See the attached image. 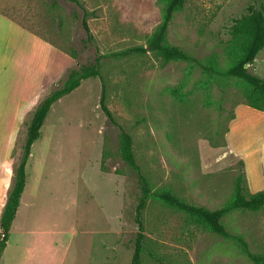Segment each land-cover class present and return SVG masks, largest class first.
<instances>
[{
	"label": "rangeland",
	"instance_id": "rangeland-1",
	"mask_svg": "<svg viewBox=\"0 0 264 264\" xmlns=\"http://www.w3.org/2000/svg\"><path fill=\"white\" fill-rule=\"evenodd\" d=\"M80 1L88 11L90 42L81 25L83 11L74 3L0 0V14L41 38L40 43L19 29L0 38V59L16 63L5 68L9 76L18 87L25 81L37 88L38 104L71 66L100 56L101 75L84 79L47 113L25 164L26 192L37 199L11 224L0 264H129L139 189L118 154L120 128L131 135L136 161L153 190L168 189L214 209L233 196L235 177L243 173L224 137L233 107L245 100L242 82L205 75L184 60L164 62L151 50L109 55L147 47L167 0ZM249 5L264 6V0H184L165 41L226 67L238 51L230 26ZM50 58L62 71L36 84L38 68ZM249 70L264 77V47ZM102 83L113 122L98 106ZM29 118L14 137L13 168ZM141 222L142 264H155L148 251L168 264H252L235 243L156 198L148 200ZM222 222L251 249L264 252V208L234 209Z\"/></svg>",
	"mask_w": 264,
	"mask_h": 264
},
{
	"label": "trees",
	"instance_id": "trees-1",
	"mask_svg": "<svg viewBox=\"0 0 264 264\" xmlns=\"http://www.w3.org/2000/svg\"><path fill=\"white\" fill-rule=\"evenodd\" d=\"M65 1L74 3L82 9L81 25L86 35L85 40L90 42L92 34L86 20L88 11L80 0ZM183 2L184 0H167L158 26L146 41L147 47L134 45L120 51L111 52L109 55L116 57L126 56L151 50L164 62L170 60L187 61L191 65L198 67L205 75L242 82L245 88L243 94L245 98L244 103L250 107L264 111V78L249 70V65L253 62L257 52L264 47V6L255 7L249 5L246 13L233 20L230 26V33L235 46L237 45L238 47L237 55L232 63L226 67H221L214 57L204 62L180 47L168 44L165 41V33L169 22ZM69 55L72 58L75 57L74 54ZM90 77L101 78L100 56H95L94 60L88 63L69 67L61 83L46 94L34 108L26 125V135L21 145L16 165H14L12 182L0 215V257L6 246L9 230L19 205V198L25 186V164L30 154L31 145L39 136L40 127L52 104L63 95L78 87L83 79ZM98 106L101 112L113 122L114 117L105 101L104 83L101 84ZM117 149L121 160L135 173L139 189L134 208L137 232L129 264H142L141 251L143 249L144 234L142 233L141 212L146 207L150 198H156L167 205L183 211L194 222L203 224L212 233L235 243L252 264H264V252L251 249L242 234L228 231L222 222L223 216L234 209L258 210L264 208V189L253 193L247 192L244 185V173H240L235 177L233 196L223 205L209 209L187 202L168 189L153 190L148 178L141 171L136 161L132 137L122 128L118 132ZM148 255L155 264H168L162 257L157 256L152 251H148Z\"/></svg>",
	"mask_w": 264,
	"mask_h": 264
},
{
	"label": "crops",
	"instance_id": "crops-1",
	"mask_svg": "<svg viewBox=\"0 0 264 264\" xmlns=\"http://www.w3.org/2000/svg\"><path fill=\"white\" fill-rule=\"evenodd\" d=\"M19 29L30 33L34 39L41 43V38L0 14V38H8L10 34ZM3 36V37H2ZM45 45L46 42L44 43ZM50 54L55 50L48 44ZM1 57V56H0ZM0 215L6 200L8 189L13 178L14 157L11 156V148L16 132L22 127L23 120L32 114L38 105L34 86L23 81L18 87L17 81L9 76L6 67H14L15 62L0 59ZM69 62V60H68ZM62 71V66L50 58L49 63L38 68L34 82L38 84L39 78L45 80L56 77ZM56 72V74H54ZM9 77V78H7ZM7 78V79H3ZM264 78V77H263ZM84 80V79H83ZM82 80V81H83ZM81 81V82H82ZM31 88L33 91H31ZM36 93V94H35ZM225 141L228 149L233 152L242 162L244 173V185L249 193L264 189V111L250 107L244 102H239L233 107V115L229 120L228 129L225 132ZM36 194H27L26 187L20 195L19 205L14 223L20 216V211L25 207L34 205ZM33 214V213H32ZM37 215V214H36ZM33 216V215H32ZM10 232V230H9ZM9 238V237H8ZM8 241V239H7ZM36 243V240L33 241ZM7 246V242H6ZM5 246V247H6Z\"/></svg>",
	"mask_w": 264,
	"mask_h": 264
}]
</instances>
